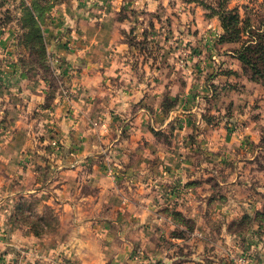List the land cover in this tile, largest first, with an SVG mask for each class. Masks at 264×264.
I'll list each match as a JSON object with an SVG mask.
<instances>
[{"label": "crops", "instance_id": "crops-1", "mask_svg": "<svg viewBox=\"0 0 264 264\" xmlns=\"http://www.w3.org/2000/svg\"><path fill=\"white\" fill-rule=\"evenodd\" d=\"M101 22L79 6L43 25L59 76L28 71L19 32L0 23V264H231L240 252L264 264V245L246 232H212L214 209L234 221L232 208L210 197L216 171L208 165L227 160L212 151L217 127L198 108L164 113L162 46L157 59L141 55ZM261 129V121L243 123L244 153ZM164 133L172 136L162 146ZM28 194L41 201L44 232L12 217L14 200Z\"/></svg>", "mask_w": 264, "mask_h": 264}, {"label": "rangeland", "instance_id": "rangeland-1", "mask_svg": "<svg viewBox=\"0 0 264 264\" xmlns=\"http://www.w3.org/2000/svg\"><path fill=\"white\" fill-rule=\"evenodd\" d=\"M223 2L224 8L227 7L228 11L236 9L241 17L236 26L240 30L239 41L222 40L226 31L216 12L223 10ZM79 6L89 8L94 19L104 20L101 23L106 24L110 32L125 33V40L135 43L141 55L157 59L162 46L161 89L165 100H169L164 105L177 107L181 104L187 107V116L195 115L194 110L198 108L201 118L217 127L216 130L213 128L211 136L212 151L227 157L225 162L215 159L208 165L216 171L214 177H210L209 185L213 191L210 197L225 208L226 205L232 208L230 216L234 221L227 224L228 217L224 220V211L216 208L212 212V217H215L211 224L212 232L219 233V228L227 226L237 233L246 232V238L264 245V51H242L244 41L250 38L248 32H243V21L248 18L252 28H262L264 0H0V23L19 32L23 48L21 58L28 71L38 76L62 74L60 66L52 65L50 61L44 63L47 57L42 43L34 42L26 49L23 47L25 34L30 32L26 9H36L38 13L35 15L43 30L47 20L54 18L60 10L70 12ZM44 43L46 45L45 38ZM74 71L69 68L71 76ZM153 80L152 84L157 83L158 77ZM255 120L262 124L261 138L258 143L250 144L244 153L239 131L243 123ZM170 136L162 134V146L170 142ZM194 140L193 144L197 142L195 149L198 148L193 153L200 167L202 148L197 139ZM53 147L55 152L62 149L59 145ZM36 195L17 197L12 217L16 221L22 220L27 229L34 225L44 232L45 226L41 223L44 215L36 207V203L41 201ZM242 201L251 207L240 209ZM182 222L187 229H193L185 217ZM13 227H16L15 222ZM219 251L224 250L220 247ZM222 254L219 261L226 260ZM241 255L255 263L252 254L246 252L235 253L227 260L237 264L235 259ZM140 260L141 264L154 263L151 257Z\"/></svg>", "mask_w": 264, "mask_h": 264}, {"label": "trees", "instance_id": "trees-1", "mask_svg": "<svg viewBox=\"0 0 264 264\" xmlns=\"http://www.w3.org/2000/svg\"><path fill=\"white\" fill-rule=\"evenodd\" d=\"M223 4H224V2L221 3L223 10L221 12H216V14L219 16V18L221 20L223 30L226 31V36L231 35V37L226 38V36H223L222 40H226V41H230V42L231 41L232 42L233 41H239L238 35H239L240 30H238L236 28V26L239 24V22H241V19H240L241 17H240V15L236 9L228 11L227 7L224 8ZM26 13L30 19L29 20L30 21V28H29L30 32L25 34L26 39L24 38V40H23L24 45L26 47H28L31 43H34V42L42 43L44 52H46V57H47L45 59L46 61H44V63L46 62V64H47L49 62V57L47 54V49L45 47L46 45L44 43L43 30L39 26V23H38L39 18L37 19V17H36L38 12L36 11L35 8H27ZM243 22H244L243 32H248L250 34V38L244 41L242 51H248V50L249 51H255L254 53H258V51H261V50L264 51V23L262 24V28H256V27L252 28L248 18H246ZM248 29H249V31H248ZM244 58H245V55L242 56L243 60H244ZM164 102H169V100L164 99V101H163L164 113L168 114L171 109L175 108V106H169L168 107V106L164 105ZM208 122H210V121H208ZM176 215L180 219V220L179 219L178 220L183 224L182 220H184V218L182 217V215H180L179 213H177ZM34 224L36 225L37 222ZM31 227L35 228L36 231H37V229H39V228L34 227V225H31Z\"/></svg>", "mask_w": 264, "mask_h": 264}, {"label": "built area", "instance_id": "built-area-1", "mask_svg": "<svg viewBox=\"0 0 264 264\" xmlns=\"http://www.w3.org/2000/svg\"><path fill=\"white\" fill-rule=\"evenodd\" d=\"M58 143L55 141L53 142V146H57ZM237 264H255L249 257H246L245 255H241L238 257V259H235Z\"/></svg>", "mask_w": 264, "mask_h": 264}]
</instances>
